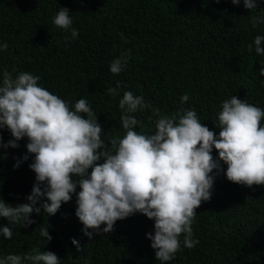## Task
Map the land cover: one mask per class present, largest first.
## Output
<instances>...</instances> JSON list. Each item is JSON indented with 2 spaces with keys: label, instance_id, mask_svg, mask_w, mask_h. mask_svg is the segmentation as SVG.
<instances>
[{
  "label": "trees",
  "instance_id": "obj_1",
  "mask_svg": "<svg viewBox=\"0 0 264 264\" xmlns=\"http://www.w3.org/2000/svg\"><path fill=\"white\" fill-rule=\"evenodd\" d=\"M256 3L250 11L243 0L239 5L231 0H0V44H7L0 49V86L3 71L15 69L13 77L18 72L39 76L38 84L70 108L86 99L106 142L126 134L119 108L125 91L143 96L162 116L194 109L218 135V113L233 95L264 110V75L259 74L264 55L254 49V38L264 36V23H251L254 16L264 17V0ZM61 7L70 10L76 38L71 29L52 22ZM129 52L123 71L111 73V62ZM118 81L119 94L113 97L107 90ZM184 94L189 99L181 105ZM132 115L143 122L135 131H154L158 117L150 109ZM260 124L264 127V118ZM0 136L4 143L11 139L6 128ZM27 142L22 139L15 149L0 147V199L13 206L27 203L35 183L29 168L34 156L22 160ZM212 155L217 157L215 149ZM18 159L22 162L14 168ZM210 191L211 199L202 201L192 224L199 243L185 248L182 234L181 248L168 264H264V185H239L221 172ZM76 199L73 194L54 215L43 209L33 213L35 223L17 225L11 239L0 235V258L35 250L55 253L59 264H159L146 236L154 234L153 220L135 213L116 221L112 232L89 240L75 214ZM0 226L10 225L0 217ZM42 227L53 237L44 246Z\"/></svg>",
  "mask_w": 264,
  "mask_h": 264
},
{
  "label": "clouds",
  "instance_id": "obj_2",
  "mask_svg": "<svg viewBox=\"0 0 264 264\" xmlns=\"http://www.w3.org/2000/svg\"><path fill=\"white\" fill-rule=\"evenodd\" d=\"M231 2L239 5L240 0ZM243 4L250 11L257 9L256 0H243ZM70 14L61 7L52 22L59 29H71V37L76 38L78 32L72 28ZM251 23L253 27L264 23V17L254 16ZM0 49H7V44H0ZM254 49L257 55H264V36L254 38ZM248 50H253V44ZM130 58V52L121 53L111 62L110 72L119 74ZM15 71L2 73L0 129L6 128L11 139L4 143L0 136V147L19 148V142L27 138L22 160L34 156L29 168L35 173V183L27 203L13 206L0 199V217L10 225L0 226L5 239L13 237L17 225L27 228L34 224L30 217L40 214L41 209L47 215L56 214L74 194L75 214L89 240L112 232L116 221L140 213L154 221V234L146 236L156 261L168 264L181 248L182 234L185 248L199 243L193 239L192 224L198 219L196 209L202 201L211 199L217 175L223 172L228 181L249 188L264 185V127L260 124L264 110L235 95L221 105L214 125L219 129L217 135L200 122L194 109L181 108L171 116H162L145 103L143 96L125 91L119 108L126 134L106 142L98 116L86 99H79L70 108L67 101L38 84L39 76L18 72L13 77ZM259 74L264 75V67ZM121 83L108 88V94L116 97ZM188 99L184 94L181 105ZM145 109L158 117L149 134L135 131L138 125L143 128V122L132 115ZM213 149L218 154L215 158ZM21 162L18 159L13 167L18 168ZM102 224L106 225L103 229ZM40 236L43 246L53 239L48 227L40 229ZM72 243L79 250L78 241L73 239ZM59 262L55 253L35 250L0 258V264Z\"/></svg>",
  "mask_w": 264,
  "mask_h": 264
}]
</instances>
